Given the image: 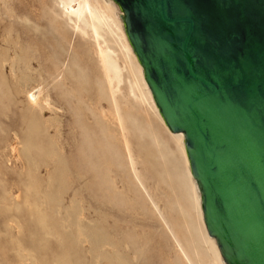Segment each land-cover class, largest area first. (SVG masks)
<instances>
[{"label": "rangeland", "instance_id": "374dc122", "mask_svg": "<svg viewBox=\"0 0 264 264\" xmlns=\"http://www.w3.org/2000/svg\"><path fill=\"white\" fill-rule=\"evenodd\" d=\"M113 17L94 35L59 0H0V264H188L178 240L195 264L192 242L206 251ZM99 47L119 69L112 87Z\"/></svg>", "mask_w": 264, "mask_h": 264}, {"label": "water", "instance_id": "95a60500", "mask_svg": "<svg viewBox=\"0 0 264 264\" xmlns=\"http://www.w3.org/2000/svg\"><path fill=\"white\" fill-rule=\"evenodd\" d=\"M226 264H264V0H113Z\"/></svg>", "mask_w": 264, "mask_h": 264}, {"label": "bare ground", "instance_id": "6f19581e", "mask_svg": "<svg viewBox=\"0 0 264 264\" xmlns=\"http://www.w3.org/2000/svg\"><path fill=\"white\" fill-rule=\"evenodd\" d=\"M59 1L62 4L64 13L67 16L74 17L75 27L81 32H84V30L77 24L78 22L82 26L83 25L85 26L87 25V23H89V25L91 26L92 32H94V35L95 34L97 35L99 31L98 26H99L100 21L102 22V20L104 19L113 17L112 14H114V16L117 17V18L113 17L112 21L115 24L117 30L119 31V36L122 40L123 47L126 53L131 57L132 61L134 62L135 69H136L138 78L141 83V89H139L140 95L150 105L153 115L155 119L157 120L159 127L161 128L160 130L159 127H155L154 125H149L150 134L154 142L157 145L158 144L161 145L165 149V151L167 152V155L169 156V159H170L169 162L172 165V168L174 170H177L178 172V178L182 181L181 184L185 190L186 198L189 202L190 211H193L195 222H197L198 224V230H199L198 236L201 240L200 241L201 244L203 245L202 250H204V246L206 247L205 248L206 251L205 252L202 251L199 254V252L201 251L200 247L194 246L195 242H192V247H193V252L195 253V257L197 258L200 264H202L203 258L207 260V262H209L210 264H226L219 253V250L216 246V242L214 238L209 236L206 231V227H205L203 216H202L200 192H199L196 180L193 178L191 171H190L188 158H187L185 148H184L183 134L179 132L177 133V132L170 131L168 127L166 126V124L164 123L158 111V108L156 107L154 103L152 94L146 84V81L144 80L142 66L139 64L127 40L126 34L122 26L120 15H118V14H121V11L119 10L118 6L116 5L115 2H113V0H59ZM115 6L118 8L119 12L117 11ZM108 11L110 12V14L108 13ZM95 38L97 37L95 36ZM98 50H99V55L102 61L101 62L102 68H104L103 69L104 76H105L104 79L106 80L107 84L112 87L113 80H117V81L119 79L121 80L119 69L116 63L114 62V60L111 58L110 52H107L100 47ZM33 97H34V94L29 95V100L32 103L35 102V100H32ZM114 102L115 101L113 100V103ZM116 107L117 106L115 105V109ZM115 119L118 121L117 125L119 127V132H120V136L122 139V147H123V150L126 156V165L128 166L129 172L132 178L137 181L138 185L144 191V194L148 198L151 205L155 208L157 206L156 200L154 199L148 186H146L144 182L143 174L142 175L139 174V171L136 168V163L133 157V153H132L130 144L128 142L127 132L122 122L121 116L119 115L117 110H115ZM160 157L161 159H164V155L161 153V151H160ZM156 189H157L156 190L157 192L159 189L158 188ZM164 214H165V209H164V213L159 212V215L162 217V220L166 224H169L166 214L165 215ZM171 233L173 234L174 237H176L172 229H171ZM177 242H178L180 251L183 254L186 261L188 262V264H195L189 252L183 246V244L179 242V240ZM200 255H202V257H200Z\"/></svg>", "mask_w": 264, "mask_h": 264}]
</instances>
